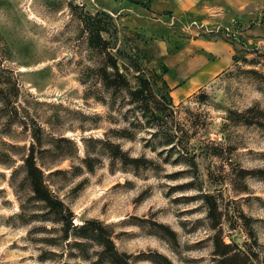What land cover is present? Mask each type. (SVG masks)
<instances>
[{"label":"rangeland","instance_id":"374dc122","mask_svg":"<svg viewBox=\"0 0 264 264\" xmlns=\"http://www.w3.org/2000/svg\"><path fill=\"white\" fill-rule=\"evenodd\" d=\"M222 255L264 264V0H0V264Z\"/></svg>","mask_w":264,"mask_h":264},{"label":"trees","instance_id":"16d2710c","mask_svg":"<svg viewBox=\"0 0 264 264\" xmlns=\"http://www.w3.org/2000/svg\"><path fill=\"white\" fill-rule=\"evenodd\" d=\"M225 254V253H224ZM222 256H225L224 258H223V261L221 262L222 264H232V261L233 262H235V261H238L237 260V255H233V257L231 256V257H228V256H226V255H222Z\"/></svg>","mask_w":264,"mask_h":264},{"label":"crops","instance_id":"0c3cea01","mask_svg":"<svg viewBox=\"0 0 264 264\" xmlns=\"http://www.w3.org/2000/svg\"><path fill=\"white\" fill-rule=\"evenodd\" d=\"M225 1H227V0H225Z\"/></svg>","mask_w":264,"mask_h":264}]
</instances>
